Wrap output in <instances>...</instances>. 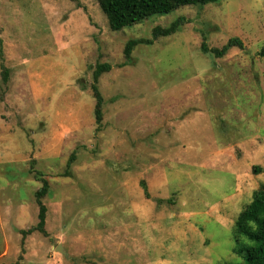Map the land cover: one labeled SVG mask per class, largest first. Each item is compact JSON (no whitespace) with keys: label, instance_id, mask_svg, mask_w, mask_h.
Returning <instances> with one entry per match:
<instances>
[{"label":"rangeland","instance_id":"obj_1","mask_svg":"<svg viewBox=\"0 0 264 264\" xmlns=\"http://www.w3.org/2000/svg\"><path fill=\"white\" fill-rule=\"evenodd\" d=\"M232 38L244 49L201 50ZM263 44L264 0L117 32L97 0H0V264L241 263L235 223L264 186ZM44 181L45 233H27Z\"/></svg>","mask_w":264,"mask_h":264},{"label":"trees","instance_id":"obj_2","mask_svg":"<svg viewBox=\"0 0 264 264\" xmlns=\"http://www.w3.org/2000/svg\"><path fill=\"white\" fill-rule=\"evenodd\" d=\"M219 0H97L99 7L106 15L109 27L112 31H121L154 16L168 15L176 10L189 6H206L217 3ZM184 24V19H178L167 28L157 27L153 31V39L167 37L177 33ZM152 40H130L124 50L127 60L131 59L134 49L140 44H152ZM244 49V44L239 38L230 39L221 49H209L204 41L201 50L206 55H212L216 59L224 58L232 48ZM259 56L264 58V44L260 49ZM109 64H98L93 72V84L91 89L96 99L95 117L96 123L100 126L103 118L104 99L99 90V80L104 73L111 71ZM8 76V71L5 72ZM72 155L68 167L74 161ZM259 173V170H255ZM146 197H149L145 182L141 183ZM49 193L47 181L43 182L42 188L36 192V200L39 205V223L27 233L38 231L45 233L47 207L42 199ZM245 240L242 243V240ZM235 251L242 258L241 263L227 264H264V186L253 195L251 203L239 214L235 223ZM249 242V244H247Z\"/></svg>","mask_w":264,"mask_h":264},{"label":"water","instance_id":"obj_3","mask_svg":"<svg viewBox=\"0 0 264 264\" xmlns=\"http://www.w3.org/2000/svg\"><path fill=\"white\" fill-rule=\"evenodd\" d=\"M57 250H58L59 252L64 253V252L62 251L61 247H58Z\"/></svg>","mask_w":264,"mask_h":264}]
</instances>
